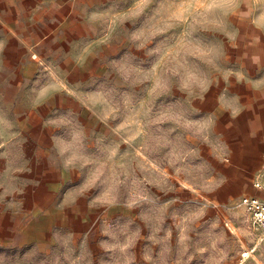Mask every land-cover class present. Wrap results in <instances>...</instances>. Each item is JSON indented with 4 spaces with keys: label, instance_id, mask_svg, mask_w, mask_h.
I'll return each mask as SVG.
<instances>
[{
    "label": "clouds",
    "instance_id": "1",
    "mask_svg": "<svg viewBox=\"0 0 264 264\" xmlns=\"http://www.w3.org/2000/svg\"><path fill=\"white\" fill-rule=\"evenodd\" d=\"M0 264H264V0H0Z\"/></svg>",
    "mask_w": 264,
    "mask_h": 264
}]
</instances>
